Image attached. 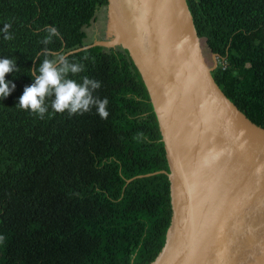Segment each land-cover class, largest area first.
Returning <instances> with one entry per match:
<instances>
[{
    "label": "trees",
    "instance_id": "obj_1",
    "mask_svg": "<svg viewBox=\"0 0 264 264\" xmlns=\"http://www.w3.org/2000/svg\"><path fill=\"white\" fill-rule=\"evenodd\" d=\"M197 37L224 60L210 72L223 95L264 127V0H185ZM106 0H0V59L15 89L0 99V264H146L163 243L170 207L166 161L146 89L127 51L90 46L64 55L101 87L95 107L44 119L16 106L32 69L78 48ZM10 24L11 40L3 28ZM60 35L47 46L46 29ZM11 84L9 85L11 87Z\"/></svg>",
    "mask_w": 264,
    "mask_h": 264
},
{
    "label": "water",
    "instance_id": "obj_2",
    "mask_svg": "<svg viewBox=\"0 0 264 264\" xmlns=\"http://www.w3.org/2000/svg\"><path fill=\"white\" fill-rule=\"evenodd\" d=\"M108 39L146 89L167 166L170 216L146 264H264V127L219 90L185 0H106Z\"/></svg>",
    "mask_w": 264,
    "mask_h": 264
},
{
    "label": "clouds",
    "instance_id": "obj_3",
    "mask_svg": "<svg viewBox=\"0 0 264 264\" xmlns=\"http://www.w3.org/2000/svg\"><path fill=\"white\" fill-rule=\"evenodd\" d=\"M10 24H5L3 28L4 39H13L9 29ZM47 36L42 40V44L47 46L54 37L60 35L55 27L46 29ZM45 59L39 63L38 67L32 69L31 76L34 83L24 89L16 105L21 109L29 111L31 114L38 115L44 119L48 111L46 98L54 97L51 100L53 112L64 113L67 111L69 116L74 114H84L96 108L98 115L102 119L109 116L106 110L108 105L107 98L99 99L93 96V92L101 87V83L94 79L84 77L82 83L68 78L69 73L75 75L84 70L83 65L71 63L64 55H58L54 59L48 58L49 50L45 47ZM15 59H0V99L6 98L15 89V84L6 81V74L17 72ZM11 84V87L9 86ZM2 239V237H0Z\"/></svg>",
    "mask_w": 264,
    "mask_h": 264
},
{
    "label": "rangeland",
    "instance_id": "obj_4",
    "mask_svg": "<svg viewBox=\"0 0 264 264\" xmlns=\"http://www.w3.org/2000/svg\"><path fill=\"white\" fill-rule=\"evenodd\" d=\"M93 18L88 24L83 27L84 38L82 44H90L93 41H105L108 39V19L106 16L105 6H99L93 14ZM200 49L204 61L208 66H214L212 62L211 54L206 50L202 41H200Z\"/></svg>",
    "mask_w": 264,
    "mask_h": 264
},
{
    "label": "built area",
    "instance_id": "obj_5",
    "mask_svg": "<svg viewBox=\"0 0 264 264\" xmlns=\"http://www.w3.org/2000/svg\"><path fill=\"white\" fill-rule=\"evenodd\" d=\"M211 57H212V62H213V65L214 67L218 64L221 66V69L224 67V60L220 59L219 57L211 54Z\"/></svg>",
    "mask_w": 264,
    "mask_h": 264
}]
</instances>
